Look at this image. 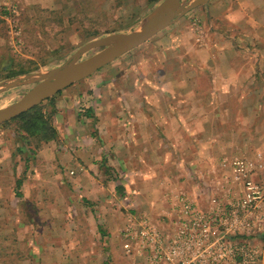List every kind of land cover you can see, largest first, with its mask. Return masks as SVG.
Returning a JSON list of instances; mask_svg holds the SVG:
<instances>
[{
  "label": "crops",
  "instance_id": "crops-1",
  "mask_svg": "<svg viewBox=\"0 0 264 264\" xmlns=\"http://www.w3.org/2000/svg\"><path fill=\"white\" fill-rule=\"evenodd\" d=\"M208 6L203 34L192 26L194 45H180L182 58L177 45L151 50L141 62L128 60L137 58L135 49L123 54L50 100L55 137L29 136L11 152V166L0 168V244L13 245L20 264H43L58 244L94 241L97 225L122 226L124 218L114 217L122 207L137 208L134 200L161 211L170 194L186 188L184 173L193 183L198 173L216 172L223 158L264 153V0ZM12 52L0 53V83L22 75L6 78ZM247 146L258 149L248 153ZM258 173L264 179V164ZM144 181L157 186L151 191ZM54 197L76 222L48 215ZM41 198L45 207L37 205ZM9 231L17 233L12 241Z\"/></svg>",
  "mask_w": 264,
  "mask_h": 264
},
{
  "label": "rangeland",
  "instance_id": "rangeland-1",
  "mask_svg": "<svg viewBox=\"0 0 264 264\" xmlns=\"http://www.w3.org/2000/svg\"><path fill=\"white\" fill-rule=\"evenodd\" d=\"M161 1L162 0H0V53L5 54L14 51L12 52L14 68L17 70L25 69V71H28L26 74L45 72L64 63L79 47L93 39L132 31L137 27L145 15ZM183 1L186 3L191 0ZM7 2H9V4L5 5ZM209 2L192 9L177 23L159 32L148 41L141 44V47H136L137 58L131 55L128 60L141 62L142 55H144V58L147 55H151V50L162 49L166 46L173 47L176 45L177 47L175 50L178 51V56H180L182 54L180 52L181 46L188 47L190 43L194 45L191 36V34H193L192 26L196 27L194 22L200 18L198 23L203 27L202 20L205 15V9L209 8ZM12 6H15L17 13L11 11V8H8ZM20 15L23 16L22 21L24 23L25 32L20 20ZM12 27H16L18 31L17 37H15ZM100 49H102V47L89 50L84 53L79 60L85 59ZM182 56L180 57L182 58ZM185 56V59L188 60L189 55L186 54ZM2 79L5 78H1L0 80ZM35 84L36 83H25L0 93V108L19 100ZM57 96L54 97V99L58 98ZM49 102L50 100L47 99L41 103L45 111L49 110L46 109ZM262 108L261 112H264V105ZM24 136L25 133H23L19 126L13 121L8 124L0 125L1 169H5L7 165L11 166V152L18 146H21V144H26V140L23 138ZM257 149L258 148L253 146L246 147L248 153L257 151ZM18 157H22L23 159L27 157V154L26 152H20ZM4 182L8 183L9 181L4 180ZM179 182H185L187 189L193 188V183L191 180H188L187 173H184L183 181L179 180ZM161 183L158 182V185L161 186ZM142 184L151 191L157 186V182L153 181H144ZM129 195L131 196V192ZM147 195L148 194L145 195V198ZM151 196H153V193ZM157 196H160L159 191H157ZM154 198L155 196L149 197L148 199L154 200ZM58 199L59 198L56 197L52 199L51 204L54 209L48 215L58 217L60 220L66 215L65 220H68L67 216H69L76 222V215L70 216L61 212L63 209L59 206L60 203ZM132 200L134 199L131 198L129 202H132ZM133 202H136L135 206L137 207V211L152 213L150 210L143 207V203H141L140 200H134ZM133 202L131 204H134ZM25 203L27 206L28 204L29 206L33 205L29 200L25 201ZM21 205L23 206V204ZM37 205L45 207L47 202L41 198L38 200ZM23 212L22 208L20 217L21 219H26L27 212ZM125 213L126 209L124 207L119 209V213L116 215V218L114 217L113 223H117L120 219L122 222ZM97 226L95 235H98V237L90 230H88V232L85 231L87 235L92 234L93 237L95 236V242L90 237L89 243L83 245L67 242L58 244L56 245V250L46 255L48 259L44 261L43 264H135L128 260L123 254L122 241L117 237L121 225L116 229H112V231H109V228H99L98 230ZM4 232H7V230L4 229ZM8 235L11 239L8 240L12 241L13 236H17V233L9 231ZM13 249L15 248L11 244H0V264H20L19 261L22 260L20 258L21 255L20 253L15 254ZM83 249L88 253L84 257H81V251H83ZM55 251H58V253ZM77 251L80 253H77ZM38 263L37 261H31L25 264ZM21 264L24 263L21 262Z\"/></svg>",
  "mask_w": 264,
  "mask_h": 264
},
{
  "label": "built area",
  "instance_id": "built-area-1",
  "mask_svg": "<svg viewBox=\"0 0 264 264\" xmlns=\"http://www.w3.org/2000/svg\"><path fill=\"white\" fill-rule=\"evenodd\" d=\"M263 164L262 151L226 157L216 172L194 175L195 188L170 194L155 214L125 206L117 234L124 256L135 264H264Z\"/></svg>",
  "mask_w": 264,
  "mask_h": 264
},
{
  "label": "water",
  "instance_id": "water-1",
  "mask_svg": "<svg viewBox=\"0 0 264 264\" xmlns=\"http://www.w3.org/2000/svg\"><path fill=\"white\" fill-rule=\"evenodd\" d=\"M210 0H162L127 33H116L93 39L79 47L64 63L45 72L30 73L0 83V93L13 87L36 83L19 100L0 108V125L40 105L68 86L83 80L123 54L135 49L150 38L177 23L192 9L207 4ZM99 51L79 60L91 49Z\"/></svg>",
  "mask_w": 264,
  "mask_h": 264
},
{
  "label": "trees",
  "instance_id": "trees-1",
  "mask_svg": "<svg viewBox=\"0 0 264 264\" xmlns=\"http://www.w3.org/2000/svg\"><path fill=\"white\" fill-rule=\"evenodd\" d=\"M26 72L28 71H25V69H15L14 62L12 60L10 68L6 69V76L9 77L24 74ZM54 97L55 96L49 98V100H53ZM11 121L15 122L19 126L20 130L25 132V136L23 138L26 142L29 141V136H36L39 140L43 141H47L56 136V128L52 124L50 115L44 110L43 104L22 113L4 124H8ZM190 173L193 175L192 172ZM120 193L121 197L125 196L124 191H121Z\"/></svg>",
  "mask_w": 264,
  "mask_h": 264
}]
</instances>
